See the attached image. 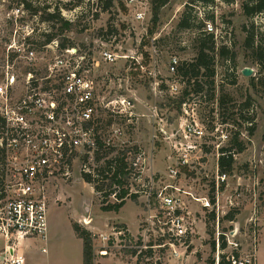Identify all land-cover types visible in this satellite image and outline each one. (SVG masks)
<instances>
[{"label": "rangeland", "instance_id": "1", "mask_svg": "<svg viewBox=\"0 0 264 264\" xmlns=\"http://www.w3.org/2000/svg\"><path fill=\"white\" fill-rule=\"evenodd\" d=\"M139 1L147 11L144 23L133 22L129 9L121 0H0V83L7 66H13L10 72L15 71L18 76L19 89L15 96H21V85L27 72H36L42 77L47 64L54 65L55 59L64 55L55 45L66 43L68 47L72 46L89 61L88 76L95 83L97 96L105 99V103L127 98L135 105L137 116L131 121L124 118L114 120L108 110H99L98 135L110 140L112 147L124 153L130 164L141 151L148 158V167L142 172L141 179H135L138 170L132 167V176L127 180L131 194L139 192L137 198H128L118 213H105L102 211L103 201L116 203L115 197L105 199L103 193L97 194L82 177L83 173L101 170L105 160L95 163L93 153L87 151L76 155L70 164L69 176L56 175L47 191V243L38 240L31 243L40 253L46 249L42 264H83V242L76 236L74 225L85 230L94 227L95 231L88 230L91 234L107 233L116 226L137 233L145 217L143 191L152 175H155L156 188L179 187L197 198H213L212 187L215 186L219 162L215 151L208 150L207 157L191 172L183 171L177 181L168 177V168L175 161L169 158V144L161 139L159 130L168 135L174 132L184 116L182 105L187 102L188 108L206 125L209 133L215 124L227 123L228 128H219L232 134L230 147L238 151L233 146L238 134L244 150L234 162L228 186H221V211L215 214V223L210 217L215 213L213 209H205L191 196L180 193L191 219L195 220L197 234L193 235L189 248H184L187 256L183 261L177 263L168 253L163 255L160 252L162 264H208L207 261L213 258L217 264L219 255L229 257L235 251L229 247V240L239 244L240 260L264 264V93L260 88L256 93L251 86V79L258 78L259 70L247 58L248 52L244 49V26H254L256 33H264V13L252 19L245 17L243 0H211L209 4L193 5L188 4V0H169L158 10V21L154 24L152 0ZM54 11H59L65 21L72 23L70 31H62L60 23H48L46 15ZM185 13H190L194 21L190 30L179 29ZM150 31H153L152 35ZM201 35L214 36L215 74L213 78L202 75L188 85L181 74L170 73L169 61L177 57L178 67L192 63L197 57V38ZM49 36H55V44H48ZM222 47L230 51L226 59L220 56ZM30 50L37 58L34 69L26 65L27 60L19 59V56L25 58ZM102 51L129 58L109 65L102 60ZM232 55H235L233 62ZM245 68L253 71L251 77L242 75ZM173 82L181 83L182 90L178 95L170 93L169 86ZM195 82L202 85L201 92L195 91ZM156 83L161 92L154 91ZM186 91L189 94L183 98ZM182 98L184 101L180 106ZM248 102L249 106H246ZM110 119L116 129H121V134H113ZM3 128L0 124V133ZM154 134L159 140H153ZM86 156L88 158L84 160ZM3 164L4 156L0 152V174ZM255 181H260L261 185L256 197L253 195ZM100 185L103 186L102 182ZM238 189L240 191L236 192ZM239 193L242 196L235 201L240 205L236 209L239 213L235 221L223 220L229 213H222L229 209L222 208L226 198H236ZM255 203L259 209L260 235H252L248 223ZM84 220L91 221V224L85 226ZM236 228L241 229V235H229ZM221 235H224L227 247L220 250L216 244L213 253L211 243L216 239L219 244ZM5 243L0 237V253ZM25 246L22 245L21 251ZM0 264H3L1 260Z\"/></svg>", "mask_w": 264, "mask_h": 264}, {"label": "built area", "instance_id": "2", "mask_svg": "<svg viewBox=\"0 0 264 264\" xmlns=\"http://www.w3.org/2000/svg\"><path fill=\"white\" fill-rule=\"evenodd\" d=\"M121 1L129 9L133 22L146 21L147 11L142 2ZM50 44H55V41ZM55 46L64 52V55L57 57L54 65L47 64L42 77L36 72H27L22 81L21 96H15L19 89L18 76L15 71L10 72L13 66H7L0 83V124L4 127L0 133V152L4 156L0 174V237L6 242L0 254L3 264H26L25 254L21 251V243L25 240L47 243V191L56 175L69 176L73 158L84 151L94 153L98 139L105 147H112L110 140L102 139L98 135L99 110H108L109 116L114 120L124 118L131 121L137 116L132 100L120 98L105 103V99L97 96L95 83L88 76L89 61L79 55L76 49H61L58 44ZM17 52L20 53L18 50ZM101 58L105 63L112 65L120 59L128 60L129 57L102 51ZM19 59L27 60L26 65L30 68L37 66L33 50H30L25 58L19 56ZM178 64L177 57L170 59L169 71L172 75L178 73ZM155 86L154 91L161 92L157 83ZM169 90L172 95H178L182 90L181 83L173 82ZM182 106L184 116L174 132L168 135L159 128L161 139L169 144V158L175 161V164L168 168V177L177 181L183 171L191 172L195 165H199L200 161L207 157L208 150L215 151L218 161L231 157L235 162L240 152L230 147L232 134L219 128H228L229 125L222 122L215 124L209 133L206 125L188 108L187 102ZM111 125L113 134H121L120 128L116 129ZM219 132L221 135H218ZM157 136L154 134L153 140H159ZM145 156L141 151L130 164L138 170L136 180L141 179L142 172L148 167V158ZM217 169L213 186L215 191L212 193L214 202L210 196L197 198L179 187L156 188L155 175H152L143 191L145 217L138 232L133 234L123 226H116L107 233L92 234L91 264H131V261L134 264H162L160 252L163 255L168 253L177 263L183 261L187 256L184 248H189L193 235L197 233L195 220L191 219V213L179 195L183 193L187 197L191 196L203 208L213 209L218 215L221 211V186L228 184L233 171L221 173L219 165ZM260 188V181H255L254 197ZM238 191L240 190L236 192ZM241 196L239 193L236 198H226L222 208L229 209L223 210L222 213L225 215L227 212L238 210L240 205L235 201ZM259 221V209L255 203L248 220L252 235H260ZM217 222L219 223V218ZM84 224L88 226L91 221L84 220ZM229 235H241V229L236 228ZM228 243L233 251L238 252L237 242L229 240ZM217 245L220 249V242ZM42 253L46 254V249L43 248ZM227 261L231 264H253L250 260L236 259L232 255L227 256Z\"/></svg>", "mask_w": 264, "mask_h": 264}, {"label": "trees", "instance_id": "3", "mask_svg": "<svg viewBox=\"0 0 264 264\" xmlns=\"http://www.w3.org/2000/svg\"><path fill=\"white\" fill-rule=\"evenodd\" d=\"M210 1L211 0H188V4H209ZM168 2L169 0H152L154 24L158 21V10L161 7L165 6ZM188 6L189 8H191L190 5ZM242 10L245 17L252 19L257 15L264 13V0H243ZM190 13L184 14L179 24L180 30H190L191 28H193L194 21L190 18ZM46 16L48 17V23H60L62 25V31L67 32L71 30L72 23L69 21H65L61 17L59 11H54L53 13L48 12ZM244 32L246 34L244 49L246 52H248L247 58H249L251 62L258 67L259 70L258 78L251 79V86L256 91V93L258 88H260L264 93V33H256L254 26H244ZM150 34L152 35L153 31H150ZM54 38L55 36H49L48 44L54 41ZM60 48L66 49L69 47L68 44L62 43L60 44ZM197 48L198 53L196 59L192 63H185L178 68V74H181L183 78L187 79L188 85H191L192 80H198V78L202 77V75L208 78H213L215 74V57L213 55L215 50L214 36H199L197 38ZM229 54L230 51L227 50L226 47H222L220 56L226 59ZM231 58L233 62V60L235 59V55H232ZM195 83V91L201 92L203 90L202 85H200L198 82ZM188 94V91H186L183 95V98L188 96ZM183 98L179 101L180 106L182 105V102L184 100ZM246 106H249V102L246 104ZM112 121V119L109 120V125L112 124ZM236 136L237 137L234 138L233 146L236 147L241 153L244 150V145L243 143L239 142V135L237 134ZM93 155L95 157V163H100L101 161L105 160L104 165L103 167H101V170H96L94 171V173H83V180L86 183L91 184L97 194L103 193V197L105 199L115 195V199L117 202L106 204V201H103L102 211L105 213H118L126 205V201L128 198H137V195L131 194L129 188L127 187V180L131 178L133 169L124 153L118 151V149L114 147H105L100 139L97 140V148L94 151ZM87 158L88 156H86L84 160H87ZM218 165L221 173H232L234 160L231 157L229 159L221 158ZM100 182H102L103 186L100 185ZM214 191L215 190L212 187V193ZM212 202H214V198H212ZM238 213V211H232L228 215H226L223 220L234 222ZM210 217L211 221L215 223V213H212ZM73 229L76 236L83 242V264H91L92 234L88 230L80 228L78 225H74ZM208 234L210 236V230H208ZM219 241L221 243L220 250H225L227 247V243L224 235L220 236ZM216 244L217 241L215 239L211 243L213 253L216 252ZM232 256L236 259L239 258V254L235 251L233 252ZM219 258L220 260L218 264H231L230 261H227V256L219 255ZM207 263L216 264L215 258H213L212 260L209 259Z\"/></svg>", "mask_w": 264, "mask_h": 264}, {"label": "crops", "instance_id": "4", "mask_svg": "<svg viewBox=\"0 0 264 264\" xmlns=\"http://www.w3.org/2000/svg\"><path fill=\"white\" fill-rule=\"evenodd\" d=\"M88 230L95 231V228L90 226L88 227ZM32 241L33 240H25L21 243V247L22 245H26L22 248V252L26 257V264H42V257L44 253H42V250L41 253L37 251V248L31 243Z\"/></svg>", "mask_w": 264, "mask_h": 264}, {"label": "water", "instance_id": "5", "mask_svg": "<svg viewBox=\"0 0 264 264\" xmlns=\"http://www.w3.org/2000/svg\"><path fill=\"white\" fill-rule=\"evenodd\" d=\"M253 74V71L249 68H245L243 71H242V75L244 77H251Z\"/></svg>", "mask_w": 264, "mask_h": 264}, {"label": "bare ground", "instance_id": "6", "mask_svg": "<svg viewBox=\"0 0 264 264\" xmlns=\"http://www.w3.org/2000/svg\"><path fill=\"white\" fill-rule=\"evenodd\" d=\"M89 224V223H88Z\"/></svg>", "mask_w": 264, "mask_h": 264}]
</instances>
